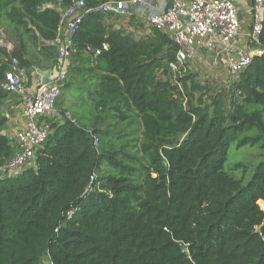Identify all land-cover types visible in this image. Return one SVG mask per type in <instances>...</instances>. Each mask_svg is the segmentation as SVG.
Here are the masks:
<instances>
[{
  "label": "trees",
  "instance_id": "16d2710c",
  "mask_svg": "<svg viewBox=\"0 0 264 264\" xmlns=\"http://www.w3.org/2000/svg\"><path fill=\"white\" fill-rule=\"evenodd\" d=\"M81 1L56 104L74 123L45 119L33 163L0 171V264H264V161L228 163L264 149V21L262 55L207 101L168 34L99 9L115 0H0V84L59 61L61 11ZM12 98L0 88V169Z\"/></svg>",
  "mask_w": 264,
  "mask_h": 264
},
{
  "label": "built area",
  "instance_id": "2783aa9c",
  "mask_svg": "<svg viewBox=\"0 0 264 264\" xmlns=\"http://www.w3.org/2000/svg\"><path fill=\"white\" fill-rule=\"evenodd\" d=\"M99 9L119 15L133 14L152 30L168 34L179 46L176 63L171 65L175 71L202 50L224 58L230 76L237 77L255 56L262 55L257 46L263 32L264 0H252L245 33L239 19L237 0H115L100 5ZM84 13L82 1L61 11V25L66 27L70 36L82 21ZM242 35L247 37L254 51L244 48ZM57 42L60 67L56 76L30 90L25 87L28 82L25 71L16 67L7 72L5 81L0 84V88L20 97L24 116L22 128L6 133L15 150L12 159L0 169L2 175H11L33 163L35 152L49 136L50 124L45 119L63 121L66 118L74 123L69 114L64 116L56 108L62 85L68 76L71 54L68 45H63L59 39ZM98 54L100 51L96 52ZM14 63L17 64L16 61Z\"/></svg>",
  "mask_w": 264,
  "mask_h": 264
},
{
  "label": "crops",
  "instance_id": "0c3cea01",
  "mask_svg": "<svg viewBox=\"0 0 264 264\" xmlns=\"http://www.w3.org/2000/svg\"><path fill=\"white\" fill-rule=\"evenodd\" d=\"M251 3L252 0H237L239 19L242 24L243 33H245L246 30H248V29L245 30L244 27L245 26L248 27L249 25L248 8L251 5ZM60 30L61 31H60L59 41L62 40L65 43L70 36L69 32L64 26H61ZM241 41L244 48L247 51H254V47L247 41L246 36H243L241 38ZM12 48L8 47L9 50ZM204 52L205 51L202 50L197 51V54L193 57V59L191 58V60L188 61L190 68L195 69L198 64L210 65V67H212V70L214 69L213 71L218 70L223 76H228V75L230 76L224 58L217 56L215 53L211 51H206L205 58L204 59L201 58L199 59L200 61L197 62L196 58L200 56V54H204ZM59 67H60L59 61H55L54 64H51L46 59H42V61L38 65L31 67L30 70L28 71V74L30 76V85L28 89L33 90L40 82L50 80L51 78L56 76L59 71ZM3 111L4 113H6V115H8L7 117L9 118L6 125V129L13 131L15 129H19L24 126L23 107L21 103H17V99L15 100L12 98L11 100L5 102V105L3 106ZM16 115L18 116L16 117Z\"/></svg>",
  "mask_w": 264,
  "mask_h": 264
},
{
  "label": "rangeland",
  "instance_id": "374dc122",
  "mask_svg": "<svg viewBox=\"0 0 264 264\" xmlns=\"http://www.w3.org/2000/svg\"><path fill=\"white\" fill-rule=\"evenodd\" d=\"M244 28H245V30L248 29L247 26H245ZM142 29L145 30L144 26L142 27ZM147 31H148V29H147ZM0 43L3 44L4 46L7 44L5 41H0ZM10 45H11V43H10ZM10 45H7V47L12 48V45L11 46ZM205 54H206V51L204 52V54H200V56H198L197 58L195 57L196 61L199 62L200 61L199 59H201V58L204 59L205 58ZM188 61L186 62V66H187V68L189 70H191L193 73H195L197 75V80L200 81V82H204L206 84H209V86H210L209 93H207V95L204 96V100L208 101L209 97L211 95L215 94L216 92H219L224 87L229 86L237 78V77H231L229 75L228 76H223L218 70L213 71L214 69L212 70V67H210V65H200V64H198L195 69H192V68H190V65H189ZM196 96H198V95L196 94ZM17 116L18 115H16V117ZM260 150L264 151V149H259V148L253 149V148L245 147V148H242V149H237L236 147H232L231 150H230V153H229V161H228V163H230V164L231 163H233V164H237V163L243 164L242 165L243 167L237 170L238 174H242L243 171H244V165L245 166H247V165L250 166L253 163H258L260 161H264V157H260L261 156ZM254 155H255L254 159L250 160L249 158L254 156ZM255 158H257V159H255ZM28 166H26V167H28ZM26 167H24L23 169H21L19 171L24 170ZM233 173L236 176H238L237 173H235V172H233Z\"/></svg>",
  "mask_w": 264,
  "mask_h": 264
},
{
  "label": "clouds",
  "instance_id": "9594fccd",
  "mask_svg": "<svg viewBox=\"0 0 264 264\" xmlns=\"http://www.w3.org/2000/svg\"><path fill=\"white\" fill-rule=\"evenodd\" d=\"M67 40H70V38H68ZM67 40H66V42H65V43H66V45H68V46H69V43H67Z\"/></svg>",
  "mask_w": 264,
  "mask_h": 264
}]
</instances>
